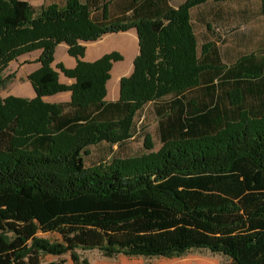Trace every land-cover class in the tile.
Returning <instances> with one entry per match:
<instances>
[{
  "label": "trees",
  "instance_id": "16d2710c",
  "mask_svg": "<svg viewBox=\"0 0 264 264\" xmlns=\"http://www.w3.org/2000/svg\"><path fill=\"white\" fill-rule=\"evenodd\" d=\"M205 1L162 0L155 16L98 19L81 0L40 8L0 0V88L12 60L41 50L29 77L36 97L0 98V264L66 253L79 264L77 249L108 257L207 249L231 264H264V56L225 66L205 56L206 46L200 53L190 10ZM261 13L264 21V0ZM130 28L140 54L119 99L108 102L111 69L123 56L86 61L80 41ZM62 42L77 59L74 68L57 65L75 79L70 85L52 67ZM226 68L238 75L240 89L227 94L243 108L236 115L220 105ZM64 91L69 102L43 100ZM254 99L258 108L243 106ZM149 105L159 116L158 150L147 134L148 152L86 165L89 146L123 145Z\"/></svg>",
  "mask_w": 264,
  "mask_h": 264
},
{
  "label": "crops",
  "instance_id": "0c3cea01",
  "mask_svg": "<svg viewBox=\"0 0 264 264\" xmlns=\"http://www.w3.org/2000/svg\"><path fill=\"white\" fill-rule=\"evenodd\" d=\"M25 1L36 8L50 4H58L60 6L66 4V0ZM173 1L180 3L182 0ZM236 1L237 0H206L191 8V22L197 37L198 50L202 53L203 47L206 46L205 56L207 58L239 59L250 55L253 52V48L258 46V40H255L256 38L252 29L240 31L242 26L247 27L251 24L257 10L249 7L243 8L240 5H236ZM81 2L89 5L90 9L95 11L94 15L98 19L104 18L105 15H107L108 18H119L133 14L143 17L155 16L156 14H160L163 7L162 0H81ZM117 39L121 41V45L113 44ZM80 44L85 46L84 59L89 62H93L113 51H117L123 55V59L113 63L111 78L107 82V96L105 97V100L108 102L117 101L120 96V86L118 85V91L117 94H115V92L110 91V84L114 77H118L119 80L122 76L130 75L134 70V60L140 54L137 29L130 28L126 31L105 34L98 40L80 41ZM110 44L114 46H110ZM261 44L264 48V41ZM68 50V44L65 42L60 43L55 50V60L63 61L67 68H74L77 64V59L70 55ZM125 57H128V59L125 60ZM231 70L226 68L223 73L224 75L221 74L220 76V105L228 114L236 115L243 108L241 104H232L227 95L235 89H240L238 75L234 73L232 68ZM60 81L70 85L75 82V79L69 78L61 72ZM214 81L218 82L219 79L215 78ZM118 84H120V82H118ZM62 93L68 94V98L64 100V102H69L71 100V92L65 91ZM252 102L253 103L250 105L244 103L243 106L246 108L259 107L255 99Z\"/></svg>",
  "mask_w": 264,
  "mask_h": 264
},
{
  "label": "rangeland",
  "instance_id": "374dc122",
  "mask_svg": "<svg viewBox=\"0 0 264 264\" xmlns=\"http://www.w3.org/2000/svg\"><path fill=\"white\" fill-rule=\"evenodd\" d=\"M260 2L261 0H237L235 2L236 5H240L243 8L249 7L251 9L257 10V13L251 24H249L247 27L242 26L240 31L252 29L256 38L255 40H258V46L253 48V52L251 54H254L259 58L264 56V48L261 44L264 41V21L261 13ZM113 44L121 45L122 43L119 39H117V41H114ZM110 46L114 45L110 44ZM40 54L41 50L28 52L24 55L22 54L9 63V65L2 72V77L5 82L0 88L1 99H5L8 96L25 99H33L36 97V91L29 77L33 72L41 67L40 62L37 61ZM127 59L128 57H125V60ZM237 60L238 58H224L223 61L225 62V66H231L234 65ZM59 63L64 64L63 61L55 60L54 55L52 67L59 72L60 80L61 70L57 67ZM119 80L121 81V79ZM119 80L118 77H114L112 79V83L110 84V91L115 92V94H117L118 85L120 86V84H118V82H120ZM67 95L68 94L59 92V94L57 93L50 97L45 96L43 97V100L48 103H62L68 98ZM154 107V105H149L146 107L144 112H141L142 114H138L136 116L135 124L137 129H135L132 137L123 145H116L112 147L101 142L99 144L89 146V153L84 154L86 165L92 166L100 161L109 160L113 156H137L148 152L149 150L146 148L147 134L149 136L150 142L154 144V148L152 150H158L162 146V142L159 136V116L156 114ZM42 236L49 237L52 240L56 238L55 235L50 234H43ZM75 253L80 257L79 264H231V261L227 256L220 253H212L207 249H194L182 256L177 257L127 256L124 254H117L108 257L98 249H77ZM41 264L75 263L71 257V253H66L63 255L43 254L41 257Z\"/></svg>",
  "mask_w": 264,
  "mask_h": 264
}]
</instances>
